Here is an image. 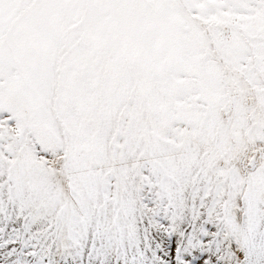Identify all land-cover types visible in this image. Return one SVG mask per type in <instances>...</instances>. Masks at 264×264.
Masks as SVG:
<instances>
[{"label": "snow or ice", "instance_id": "6c2138e0", "mask_svg": "<svg viewBox=\"0 0 264 264\" xmlns=\"http://www.w3.org/2000/svg\"><path fill=\"white\" fill-rule=\"evenodd\" d=\"M0 264H264V0H0Z\"/></svg>", "mask_w": 264, "mask_h": 264}]
</instances>
